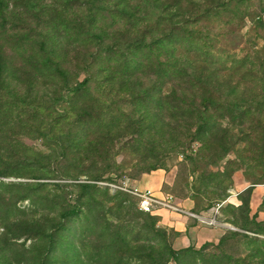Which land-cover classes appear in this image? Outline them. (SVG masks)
I'll use <instances>...</instances> for the list:
<instances>
[{"label":"rangeland","instance_id":"1","mask_svg":"<svg viewBox=\"0 0 264 264\" xmlns=\"http://www.w3.org/2000/svg\"><path fill=\"white\" fill-rule=\"evenodd\" d=\"M0 9V102L32 118L0 134V264H264V199L249 208L264 184V0H0ZM110 46L132 77L106 87L131 82V94L96 83L70 92L99 75L87 64ZM45 56L64 78L21 64ZM187 91L211 102L185 132L162 107ZM142 92L151 97L136 99ZM89 106L91 132L107 134L87 153L74 112ZM173 128L183 136L170 138ZM157 170L174 207L227 225L223 242L173 248L177 234L155 214L170 210L144 213L136 196Z\"/></svg>","mask_w":264,"mask_h":264},{"label":"trees","instance_id":"2","mask_svg":"<svg viewBox=\"0 0 264 264\" xmlns=\"http://www.w3.org/2000/svg\"><path fill=\"white\" fill-rule=\"evenodd\" d=\"M0 14H1V9H0ZM0 30H1V26H0ZM43 46V44H41ZM135 48V47H134ZM116 54L117 52H114L113 47H107L104 50V56H101V53L98 52L95 54V56L92 58V61L89 62V64H87V67L89 66V68L91 69L92 65L97 64L99 66V72L97 74V76H92L91 74H89V76L85 77L81 82H79L76 86L72 87L69 89L70 92H72L73 94H80L83 93L84 91L87 90V88L89 87L90 84L92 83H96L95 86L97 88L100 89V86L104 87V91L107 92L108 96H113L114 93L117 94L120 91H124V92H129L131 94V86L132 83L131 82H125L122 81L119 82V88L118 90H114V87L110 88V87H106L108 85H113L114 82H116L118 79L122 78H126L129 79L132 76H130V60L128 59H124L122 58L123 62L121 66H116V63H118V59L116 58ZM23 62H27V66L30 68V71L33 75H36L38 78L40 79H44V80H54V76L53 73L56 77V79L59 78H64L65 75L63 74L62 70L60 69V65L58 63H56L55 61H53L51 58H49L48 56H45L44 58H38V59H34V60H24L21 61V64H23ZM143 62V61H141ZM145 63V62H143ZM139 66V73L142 71V67L141 64H138ZM144 67V66H143ZM120 69H123V72H120ZM7 70V65L5 63L4 57L0 56V76L1 74ZM119 73H125V74H121L118 75ZM127 73H129V75H126ZM95 77V78H94ZM101 79L100 81L97 82H93L96 79ZM188 81L186 82V84H189L191 80H195V76H190L188 77ZM193 83V82H191ZM5 84V85H4ZM131 84V85H130ZM195 84V83H194ZM192 84V85H194ZM128 85H130L129 87H127ZM123 88V89H121ZM193 88V86H192ZM3 91L7 92L6 90V80L4 82H0V101L3 100L4 95H3ZM146 92V91H145ZM10 93V92H8ZM141 95H137L136 99L139 98H143L144 97V92L140 93ZM146 97H151L149 94L145 95ZM169 96V95H168ZM166 97V100H172L174 101L173 103L167 102L164 103V107H162V111L165 113L167 120L173 122V123H177L175 121L177 120H181L184 119V121H186L185 123V132H187L190 128V124L189 122H191V120L195 117V115L199 114L198 111L199 108H201V110L203 109L204 111L208 110V105L210 104V100L209 98H203L201 97V103L200 104H196L195 102L197 101L199 96H195V94L193 92H188L187 93H182L180 96L174 94L173 97L169 96ZM17 100L16 98H12ZM12 99L10 97V100L12 102ZM176 100H179L178 102L181 103L182 105L185 104L186 108L182 109L180 111V106L175 103ZM13 103V102H12ZM17 103V102H16ZM16 103H14V105H16ZM24 103L22 102L21 105H23ZM156 111V109H155ZM180 111V112H179ZM92 106L89 107H85L82 108L79 111L74 112V117L77 120V124L76 126L81 129L84 128V133L82 134V136L77 137L75 140L78 141L76 143L79 144V147L82 146V149L87 151V153H90V151L92 150V148L95 147L96 144H100L101 140L103 139L102 134H107L104 131H102V129L100 127H98V129H96L95 132H91L92 130V124H95L97 122H93V121H97V119L95 118V114L92 113ZM17 113H19L17 115ZM64 115H69L68 112L66 111H62V113L59 115H57V118H60ZM19 117H24V120L28 121V122H32V118L31 116H24L23 113L21 112H17L16 109L14 108V106H12L11 104H6V102H0V134H3L6 131H12L14 128H18L17 127V122L19 121ZM115 123V122H114ZM121 123V121L118 122V124ZM180 126V124H179ZM8 127V128H6ZM6 128V129H5ZM112 129L117 130L118 126L115 127H111ZM19 129H22V127H20ZM114 130V131H115ZM171 133V132H170ZM109 134V133H108ZM119 134V131L116 132V135ZM13 135H17V134H13ZM79 135V134H78ZM99 136V138H98ZM170 138H174V137H182L183 134H181L179 132V130H177V128H173L172 129V133L169 134ZM12 141L11 143L13 144H17L16 140L14 138H11ZM1 141V140H0ZM159 169V168H156ZM153 169V170H156ZM151 170V171H153ZM6 173L4 171L0 172V177H3ZM102 180V176H96L94 181H98L100 182ZM246 207V212H248V207H247V203L243 204ZM74 212H71V214H73ZM232 235V234H230ZM234 235H238L239 234H234ZM224 238H221L218 243L223 242ZM208 246L207 244H204L201 248H204ZM169 255L172 259H175L176 257V252L174 250H169Z\"/></svg>","mask_w":264,"mask_h":264},{"label":"crops","instance_id":"3","mask_svg":"<svg viewBox=\"0 0 264 264\" xmlns=\"http://www.w3.org/2000/svg\"><path fill=\"white\" fill-rule=\"evenodd\" d=\"M165 180L166 173L164 171L157 170L151 172L150 174L142 176L138 181L137 191H149L155 198L164 200L165 198L161 193V188ZM263 198L264 184H261L252 190L249 205L251 211H257V206ZM185 209L186 212L190 211V208ZM155 214L158 215L160 223L164 227L173 230L177 234L175 240L172 243V246L175 250H181L190 247L199 249L204 244L217 242L219 238H221L225 233L227 228V225L224 223L218 222L216 226H208L190 216L171 213L165 209L157 210Z\"/></svg>","mask_w":264,"mask_h":264},{"label":"built area","instance_id":"4","mask_svg":"<svg viewBox=\"0 0 264 264\" xmlns=\"http://www.w3.org/2000/svg\"><path fill=\"white\" fill-rule=\"evenodd\" d=\"M136 196L139 199V210L144 212V213H152V211L154 210V207L159 205V206H164L165 208L169 209L170 211H172L176 214L187 215V216H190L194 219H198L202 223L207 224L208 226H216L217 225L215 217H212L210 219L199 218L194 214L188 213L184 210H181V209L174 207L171 204L169 198H167V197H166L167 199L159 200V199L155 198L152 195V193L149 191H145V192L136 191ZM219 208H220V206H217L216 212H218Z\"/></svg>","mask_w":264,"mask_h":264}]
</instances>
